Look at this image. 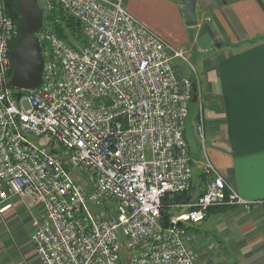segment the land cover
Wrapping results in <instances>:
<instances>
[{
  "label": "built area",
  "instance_id": "obj_1",
  "mask_svg": "<svg viewBox=\"0 0 264 264\" xmlns=\"http://www.w3.org/2000/svg\"><path fill=\"white\" fill-rule=\"evenodd\" d=\"M56 2L80 20L84 39L60 35L58 15L44 20L36 32L48 43L42 83L17 97L9 52L19 31L0 0V212L14 196L42 205L32 219L42 264H198L187 224L213 206L250 201L207 157L202 192L164 222V198L193 185L184 132L196 92L205 147L197 70L179 76L175 59L187 61L186 51L124 0Z\"/></svg>",
  "mask_w": 264,
  "mask_h": 264
},
{
  "label": "crops",
  "instance_id": "obj_2",
  "mask_svg": "<svg viewBox=\"0 0 264 264\" xmlns=\"http://www.w3.org/2000/svg\"><path fill=\"white\" fill-rule=\"evenodd\" d=\"M124 3L174 46L190 51L197 65L205 147L188 198L173 200L180 203L173 212L184 211L183 203L202 192L206 178L201 167L207 157L250 201L249 208L213 206L203 221L187 224L198 264H264V0H197L194 25L185 21L182 0ZM175 65L179 76L190 74L182 60L175 59ZM25 198L14 196L12 207L0 212V264H42L32 225L42 205Z\"/></svg>",
  "mask_w": 264,
  "mask_h": 264
},
{
  "label": "water",
  "instance_id": "obj_3",
  "mask_svg": "<svg viewBox=\"0 0 264 264\" xmlns=\"http://www.w3.org/2000/svg\"><path fill=\"white\" fill-rule=\"evenodd\" d=\"M184 18L187 25L198 22L196 14L197 0H182ZM19 9L17 28L19 36L13 42L9 52L11 62L10 85L17 89V97L23 89L39 86L43 80L45 57L36 32L44 26V8L39 0H16ZM197 94L189 101L188 113L185 117V138L188 141L192 159L198 160L201 155L200 140L197 136L192 118L197 108Z\"/></svg>",
  "mask_w": 264,
  "mask_h": 264
},
{
  "label": "trees",
  "instance_id": "obj_4",
  "mask_svg": "<svg viewBox=\"0 0 264 264\" xmlns=\"http://www.w3.org/2000/svg\"><path fill=\"white\" fill-rule=\"evenodd\" d=\"M6 3L8 12L13 16L17 24L20 15L16 0H6ZM56 15L60 16L65 23V26L56 25L57 32L60 35L68 38L70 41H82L84 39L80 20L68 14L57 2L52 3V9L49 13L46 11L44 12V20L51 22ZM41 46L42 49L45 50L48 47V43L46 41H42ZM187 198L188 195L186 192L174 194L173 196L168 195L164 198L162 217L165 223L168 222V218L173 213V208L171 206L172 201L178 200L182 202V200L185 201Z\"/></svg>",
  "mask_w": 264,
  "mask_h": 264
},
{
  "label": "rangeland",
  "instance_id": "obj_5",
  "mask_svg": "<svg viewBox=\"0 0 264 264\" xmlns=\"http://www.w3.org/2000/svg\"><path fill=\"white\" fill-rule=\"evenodd\" d=\"M39 3H40V5L44 8V12L46 11V5H47V1L46 0H39ZM47 12V11H46ZM45 25H47V21L45 20ZM69 38H71V37H69ZM189 52L190 51H188L187 53H186V56H187V61H185V60H182V62L184 63V65L189 69V71L188 72H191V68L192 67H194L195 69H197L196 68V63H195V61L192 59V57H191V55L189 54ZM179 68V67H178ZM194 162V165H193V171H194V175L196 176L198 173H199V170H198V165L196 164L197 162H198V160H193ZM25 200H26V203H32L31 202V199L29 198V197H26L25 198Z\"/></svg>",
  "mask_w": 264,
  "mask_h": 264
}]
</instances>
